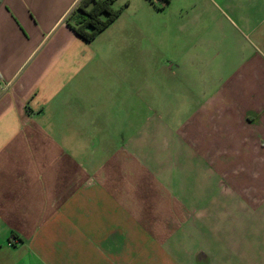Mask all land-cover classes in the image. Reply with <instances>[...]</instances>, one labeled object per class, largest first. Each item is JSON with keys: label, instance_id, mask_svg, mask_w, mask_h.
Here are the masks:
<instances>
[{"label": "crops", "instance_id": "0c3cea01", "mask_svg": "<svg viewBox=\"0 0 264 264\" xmlns=\"http://www.w3.org/2000/svg\"><path fill=\"white\" fill-rule=\"evenodd\" d=\"M78 2L0 0V264H264V0L161 61Z\"/></svg>", "mask_w": 264, "mask_h": 264}, {"label": "rangeland", "instance_id": "374dc122", "mask_svg": "<svg viewBox=\"0 0 264 264\" xmlns=\"http://www.w3.org/2000/svg\"><path fill=\"white\" fill-rule=\"evenodd\" d=\"M126 1L128 6L118 18L126 23L127 36L131 40L143 42L144 59L155 55L152 42L157 44L160 61L162 53L166 55L169 46H179L182 41L179 39L180 34L191 29L189 17L203 12V6L206 7L204 0H169L167 4L159 0H115L113 6L118 8ZM180 38L183 39L182 36Z\"/></svg>", "mask_w": 264, "mask_h": 264}, {"label": "trees", "instance_id": "16d2710c", "mask_svg": "<svg viewBox=\"0 0 264 264\" xmlns=\"http://www.w3.org/2000/svg\"><path fill=\"white\" fill-rule=\"evenodd\" d=\"M115 0H79L76 7L68 14L66 23L75 34L84 41H92L122 13L128 5L115 8ZM152 1V0H151ZM167 4L169 0H159Z\"/></svg>", "mask_w": 264, "mask_h": 264}]
</instances>
